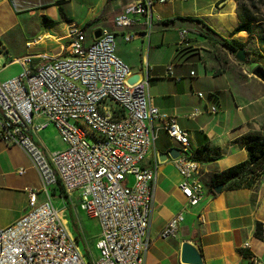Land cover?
<instances>
[{
	"label": "crops",
	"instance_id": "0c3cea01",
	"mask_svg": "<svg viewBox=\"0 0 264 264\" xmlns=\"http://www.w3.org/2000/svg\"><path fill=\"white\" fill-rule=\"evenodd\" d=\"M132 1L0 0V80L20 71L16 59L29 50L49 44L57 46L55 51L66 47L61 41L69 40L70 34L90 20L93 23L85 34L97 28L114 30V16ZM185 17L200 18L220 36L246 42V62L240 64L232 53L197 34L198 24ZM238 24L235 0H171L153 3L149 14L138 16L127 31L117 32L122 40L126 32L133 35L130 41L137 40L117 55L133 72L140 68L148 76L151 102L188 131V151L206 146L214 154V159L201 163L203 199L188 206L178 188L181 176L174 160L159 162L156 156V151L166 152L172 146L181 149L180 145L169 138L164 120H149L157 137L144 163L156 169V178L145 264H182L179 255L184 240L199 246L203 264H264V241L254 235L256 222L264 223V175L252 188L222 187L218 193L211 180L214 174L246 159V151L237 141L240 136L264 134V83L251 75L254 66L264 68V20L256 23L255 35L244 30L234 33ZM182 30L187 31L183 41ZM168 66L178 79L165 76ZM195 110L199 112L193 114ZM34 138L46 154L65 146L52 125ZM127 181L132 182V177ZM27 188L40 190L37 172L18 146L0 138V228L27 210ZM61 192L60 186L53 187L51 198L61 197ZM44 198L42 192L37 194L39 201ZM178 212L183 213V220L176 235L159 237Z\"/></svg>",
	"mask_w": 264,
	"mask_h": 264
},
{
	"label": "built area",
	"instance_id": "2783aa9c",
	"mask_svg": "<svg viewBox=\"0 0 264 264\" xmlns=\"http://www.w3.org/2000/svg\"><path fill=\"white\" fill-rule=\"evenodd\" d=\"M168 1H132L114 16V30L101 28L97 38L91 32L90 40L81 31L58 51L26 53L16 59L20 71L0 80V138L25 153L41 184L40 190L26 189L27 210L0 228V264H145L156 178V169L144 163L157 137L148 124L152 119L164 120L169 138L180 145L174 165L186 204L203 199L201 162L183 150L188 131L146 102L148 76L126 83L133 71L115 53L117 32L149 14L153 3ZM145 23L149 29L150 20ZM180 33L183 41L187 31ZM122 38L129 42L133 35L126 32ZM165 76L178 79L171 66ZM115 94H123V101H115ZM78 124L92 130V137L79 135ZM49 125L65 146L46 154L34 135ZM96 134H104V142H97ZM55 186L75 221L77 211L96 220L95 255L79 249L68 214L52 201ZM39 192L45 195L40 201ZM182 220L183 213H176L159 237H174Z\"/></svg>",
	"mask_w": 264,
	"mask_h": 264
},
{
	"label": "trees",
	"instance_id": "16d2710c",
	"mask_svg": "<svg viewBox=\"0 0 264 264\" xmlns=\"http://www.w3.org/2000/svg\"><path fill=\"white\" fill-rule=\"evenodd\" d=\"M235 1L237 3L239 24L234 29V33L244 30L249 35H255L256 23L260 21L257 14L261 9L264 10V0ZM184 19L197 23L198 27L195 29L197 34L207 39L213 45H218L227 50L232 55H235L240 48L246 50V42L220 36L200 18L185 17ZM92 23L93 20L86 22L80 28V31L85 32ZM237 141L244 147L247 154L246 159L222 172L214 174L211 179L214 182L213 188L218 184H222L224 189L252 188L264 175V134L247 132L240 136ZM213 155V151L205 146L194 151L192 157L202 163L203 161L214 159ZM254 235L264 241V223L256 222ZM242 254L245 256L249 255L245 250H242Z\"/></svg>",
	"mask_w": 264,
	"mask_h": 264
},
{
	"label": "rangeland",
	"instance_id": "374dc122",
	"mask_svg": "<svg viewBox=\"0 0 264 264\" xmlns=\"http://www.w3.org/2000/svg\"><path fill=\"white\" fill-rule=\"evenodd\" d=\"M257 17L260 20H264V10L261 9L259 11V13L257 14ZM74 29L75 28H73L72 30H74ZM86 36H87V40L91 39L90 32H88L86 34ZM47 42H49V40ZM61 42L66 44L67 42H69V40H62ZM136 42H137V40L125 42L121 39L120 36L116 37L115 53L120 54V52H122L124 48L128 49L133 43H136ZM56 48H57L56 45L49 44L46 47L39 46L38 48H35L33 50H29V51H30V53H38V52L43 51V50L55 51ZM25 51H27V50H25ZM240 64H242V63H240ZM52 201L56 207L62 208L68 214V216H69L68 218H69L70 224H71V229L77 238L79 249L83 253H86L87 250H91L93 252V254L95 255L96 250L94 248V238L98 232L97 228H96V226H97L96 220L87 217L81 211H79V212L77 211L76 216L78 217V220L75 221L74 214L71 212V210H69V208L64 207V202L60 196H58V195L53 196Z\"/></svg>",
	"mask_w": 264,
	"mask_h": 264
},
{
	"label": "water",
	"instance_id": "95a60500",
	"mask_svg": "<svg viewBox=\"0 0 264 264\" xmlns=\"http://www.w3.org/2000/svg\"><path fill=\"white\" fill-rule=\"evenodd\" d=\"M101 34V28H97L93 31V35L95 38L99 37ZM235 59L238 62L245 63L246 62V51L244 48H240L236 54L234 55ZM251 75L264 83V68L261 65H256L251 69ZM144 72L142 69H138V71L131 73L127 79L126 83L129 85H133L138 82ZM181 153V150L177 147H170L166 152L156 151V156L159 162H163L167 160V158H171L173 160L177 159ZM223 185L218 184L214 186L213 190L218 193L221 191ZM180 262L182 264H203V257L199 246L193 240H184L180 246Z\"/></svg>",
	"mask_w": 264,
	"mask_h": 264
},
{
	"label": "bare ground",
	"instance_id": "6f19581e",
	"mask_svg": "<svg viewBox=\"0 0 264 264\" xmlns=\"http://www.w3.org/2000/svg\"><path fill=\"white\" fill-rule=\"evenodd\" d=\"M81 31H75L70 34L69 42L72 39L77 38ZM115 101H123V94H115ZM146 102H151L149 95H146ZM78 134L85 135V137H92V130H86L85 124H78ZM97 142H104V134H96ZM189 142L183 143L184 151H188ZM204 187H201V194L203 192ZM254 264V262H253Z\"/></svg>",
	"mask_w": 264,
	"mask_h": 264
}]
</instances>
